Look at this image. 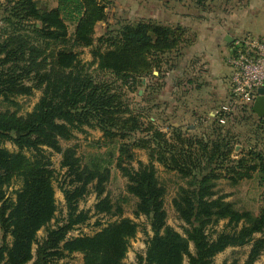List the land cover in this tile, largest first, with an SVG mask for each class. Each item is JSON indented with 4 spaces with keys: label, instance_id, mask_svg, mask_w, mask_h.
I'll return each mask as SVG.
<instances>
[{
    "label": "trees",
    "instance_id": "trees-1",
    "mask_svg": "<svg viewBox=\"0 0 264 264\" xmlns=\"http://www.w3.org/2000/svg\"><path fill=\"white\" fill-rule=\"evenodd\" d=\"M107 9L105 0H56L52 7L41 0H0V102L6 104L0 109V264H59L73 252L83 254V264H124L139 224L123 214L126 196L115 203L104 192L112 167L135 199L132 214L144 216L151 233L136 264H182L184 258L187 264H212L226 248L246 245L243 263L228 264H254L264 254V147L236 150V136L217 118L209 134H191L180 126L164 131L152 117L131 110L124 89L176 69L190 38L180 26L146 18L117 20L111 28L115 16ZM98 22L107 25L95 37ZM86 47L88 63L80 58ZM92 64L97 73L89 70ZM34 91H40L37 102L18 114L16 98ZM248 114H255L251 105L240 104L229 120L234 125ZM257 119L256 130H264V117ZM86 127L101 131L89 143L93 150L79 154L76 145H62ZM138 148L148 150L146 162L136 158ZM47 149L60 155L64 170L65 212L57 219L56 170ZM153 159L182 181L171 200L182 233L166 226V188ZM220 179L254 181L263 189L258 211L226 200L216 189ZM14 180L19 187L9 193ZM90 192L92 208H80ZM101 213L118 217L94 234L68 237ZM219 221L223 228L211 237L206 230Z\"/></svg>",
    "mask_w": 264,
    "mask_h": 264
},
{
    "label": "rangeland",
    "instance_id": "rangeland-1",
    "mask_svg": "<svg viewBox=\"0 0 264 264\" xmlns=\"http://www.w3.org/2000/svg\"><path fill=\"white\" fill-rule=\"evenodd\" d=\"M108 2V13L115 16L110 20L111 28L116 27L117 20L129 19V0H105ZM42 3L52 7L56 4V0H41ZM132 19V18H131ZM106 22H98L94 27V36H100L106 30ZM96 45V44H95ZM91 47L83 49L80 58L83 62L88 63L91 61L90 55ZM184 53V50H182ZM184 55V54H183ZM89 70L93 73H97L96 65L89 66ZM156 72V73H155ZM102 72H100L101 74ZM158 71L154 70L153 75H157ZM103 74V73H102ZM169 74L166 81H160L157 79H150L149 76L142 79L141 85L136 83L129 89H124L126 100L129 103L130 109L136 113L146 114L148 117H152L155 123L163 128L164 131L170 130V127L180 126L188 127L191 134H209L211 131V123L213 122L212 116L206 112L193 114L194 106L197 98L202 96L197 94L191 87L187 89V93L184 94L186 88L179 87L178 70L175 73ZM104 75V74H103ZM172 75V76H171ZM181 78V77H180ZM145 84V85H144ZM189 91V92H188ZM40 96V91H34L33 94L27 96H19L16 98L21 108L18 114H23L30 111L34 104L37 102ZM229 100V98H228ZM186 101L187 105L184 106L183 102ZM227 103V102H226ZM225 105V104H223ZM6 108V104L0 102V109ZM10 109H15L11 106ZM241 115L239 110L236 113ZM234 114V115H236ZM245 119L239 121V123L232 125V121L226 120L225 122H219L222 126H228L231 130V135H235L237 138L236 150L240 147H248L249 145L256 144L260 147H264V130H256L258 124V117L256 114H248ZM217 118V117H215ZM145 121L144 119H141ZM218 120V118H217ZM219 121V120H218ZM146 122V121H145ZM224 127V128H228ZM256 130V131H255ZM256 132V133H255ZM139 135V134H138ZM101 136V131L95 127H86L83 132H76L75 136L67 141L62 142L63 146L74 144L77 146L79 154L86 153L93 150L89 143ZM2 146L8 148L11 151H15L16 147L10 142H5ZM47 152H52L47 149ZM28 154L27 152H25ZM236 153V152H235ZM136 158L143 162L147 161L148 150L144 148H138L135 150ZM60 155L52 152L50 160L52 162L55 171V177L53 179V185L55 190V199L57 204V210L54 219L60 218L65 212L63 192L61 189V180L64 170L59 168ZM136 166V163H133ZM153 166L156 169V174L159 179L164 183L166 188L165 194V210L167 213L166 226L179 233H182L184 223L177 217V214L172 205V197L179 184L182 181L177 177L175 172L167 171L162 167L156 159H153ZM126 178L123 177L118 169L111 168L110 179L105 185V193L109 195L112 202L117 203L120 197L126 196V201H120L122 203V209L124 216H128L139 225L135 235L130 239V244L123 258L124 264H136V254L142 253L145 248V240L150 233L147 221L144 216L134 217L132 214L134 208L135 199L126 192ZM19 184L16 180L12 186L8 188V192L12 193L17 189ZM216 189L219 193L227 194L226 200L233 202L236 207L240 209H249L254 213L258 211L260 202V194L263 191L262 188H258L254 181L251 179L242 180L238 184H231L227 179H220L217 182ZM13 195V194H11ZM95 202V195L90 192L83 200L79 202V207L82 209H91ZM115 214H98L91 215L90 218L83 224L78 225L74 230L69 232L68 237L77 236L80 234H94L101 227L107 225L109 222L117 219ZM52 219L51 223H54ZM224 222L219 221L217 224L208 227L206 232L211 236H215L219 230L223 228ZM44 235V229H40L37 232V238L40 239ZM191 249L192 246L190 245ZM249 245L243 247H228L222 252L215 255L212 264H224L236 261V263H243L246 258ZM27 264H30L28 262ZM59 264H83V254L80 252H73L71 255L59 261ZM182 264H187V259L184 258ZM254 264H264V254H262Z\"/></svg>",
    "mask_w": 264,
    "mask_h": 264
},
{
    "label": "crops",
    "instance_id": "crops-1",
    "mask_svg": "<svg viewBox=\"0 0 264 264\" xmlns=\"http://www.w3.org/2000/svg\"><path fill=\"white\" fill-rule=\"evenodd\" d=\"M128 4L132 19H152L186 31L190 42L182 48L177 68L162 72L158 79L163 84L178 70V86L202 95L193 114L206 112L215 118V111L228 102L229 58L236 41L247 35L264 37V0H129Z\"/></svg>",
    "mask_w": 264,
    "mask_h": 264
},
{
    "label": "built area",
    "instance_id": "built-area-1",
    "mask_svg": "<svg viewBox=\"0 0 264 264\" xmlns=\"http://www.w3.org/2000/svg\"><path fill=\"white\" fill-rule=\"evenodd\" d=\"M229 64V100L214 113L222 123L230 119L240 104L251 105L258 89L264 88V37L247 35L238 39Z\"/></svg>",
    "mask_w": 264,
    "mask_h": 264
},
{
    "label": "water",
    "instance_id": "water-1",
    "mask_svg": "<svg viewBox=\"0 0 264 264\" xmlns=\"http://www.w3.org/2000/svg\"><path fill=\"white\" fill-rule=\"evenodd\" d=\"M257 92L258 94L256 95L253 103L251 104V109L256 114L257 117L263 118L264 117V88L263 87L259 88Z\"/></svg>",
    "mask_w": 264,
    "mask_h": 264
}]
</instances>
